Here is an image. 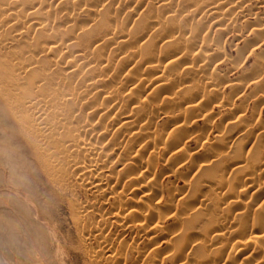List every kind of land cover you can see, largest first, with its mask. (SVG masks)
<instances>
[{"label":"rangeland","instance_id":"374dc122","mask_svg":"<svg viewBox=\"0 0 264 264\" xmlns=\"http://www.w3.org/2000/svg\"><path fill=\"white\" fill-rule=\"evenodd\" d=\"M52 9L54 12L50 11ZM46 10L44 14L43 11ZM38 17L42 21L40 25ZM17 30L23 35L19 39L14 38ZM140 37L142 39H139ZM120 38L128 41L126 46L115 45L114 41ZM4 42L7 44L1 45ZM58 42L63 44L68 42L69 45L63 47L62 52L54 53L48 49L49 44ZM98 42L101 43L100 49L96 45ZM142 42L143 45L149 43L151 47L156 48L161 58L165 53L168 54L163 56L164 59H160L158 55L154 56L156 61L152 59L151 63L156 72L153 69V71L147 70V63L135 68L134 62L138 59L137 48ZM129 48H135V53L127 52ZM170 51L175 54L173 57L179 58L177 64L173 62L172 57H169V54H172ZM27 56H31V59L36 58V63L42 71L40 89L43 91L46 107L50 104L49 108L52 109L50 117L63 120L62 122L67 120L64 130L71 140L67 144L59 143L56 146L59 148L56 150L61 155H63L61 151L66 149L57 164L59 168L61 167V172H64L60 180L63 183L59 182L60 185L32 182L37 189L34 195L21 191L13 185L1 189L6 181V175L0 172V215L7 219L19 215L24 223L20 225L22 228L20 226L19 229L17 228L13 243H9L6 237H0V264H15L18 261L25 264L23 251L26 244L23 236L31 233L30 230L34 227L40 228L47 236L48 247L51 250H59V254L56 253L57 261L52 264L231 263V260H225L224 252L220 255L222 253L214 251V248L220 250L222 247L225 252L233 251L234 246L237 245L236 241L248 237L247 232L252 227L253 231L259 229L257 232L262 235L259 241L263 244L260 243V246L262 244L260 249L257 241L254 247L249 248L250 255L254 256L251 257L250 264L254 262L264 264V218L257 216L258 208L254 209L264 203V191H262L264 165L254 172L255 180L250 182L252 189L241 193L239 204L233 205L226 211L228 218L233 219L234 223H231L233 225L229 224L233 229L227 232L226 238L212 243L207 242V246L210 247L206 246L205 255L211 253L204 258L205 255L201 256L197 249L199 240L196 239L202 235V239H205L207 234L210 235L209 231L216 222L211 221L209 226L202 228L203 223L188 224V221L198 201L200 202V200L193 202L194 197L196 199L200 197H197L199 192L195 191L198 185L200 188H206L212 187V183L203 178L192 190L188 187V183L194 182L196 178L188 167L191 160L179 159L177 163L173 160L172 164L176 169L173 166L169 167L170 163L167 160L173 148L179 149L182 144L188 153L196 151L199 155L196 156L198 160L212 158L208 157L214 154L210 151H215V155L221 161L217 170L223 171V178L227 177L226 180L232 184L229 192L227 191L230 197L238 193L241 179L251 171L242 169L237 171L238 173L230 172L229 159L231 158L232 161L235 152L242 151L243 157L247 158L252 155L253 158L261 161L260 164H264V0H0V74L4 77L3 80L6 79L5 81L8 82L10 77L18 81L20 66L30 60H26ZM139 63L137 66L140 65ZM167 64L171 67L176 66L175 69L172 67L175 71L171 69L173 72L170 75L164 72L171 68ZM187 66L193 71H186ZM133 68L135 69L133 79L137 76L140 80L143 78L142 82L136 79L134 80L136 83H131L127 79V74ZM174 72L176 75L173 74ZM164 75L173 83L176 77L179 78L175 81V85L171 82L174 86L169 83L161 89L163 91L161 93L156 87L158 80H154ZM136 86L139 88L136 96L127 97L126 92L129 88ZM20 87L17 82L15 92L19 91ZM104 95L111 97L112 100ZM169 98L173 100L175 98V101L177 99L180 103L176 101L177 105L166 104ZM189 99L200 103L199 108L202 112L199 108L193 113L188 111L186 101ZM92 103L96 105L95 109L98 106L104 109L98 107L91 111L88 105ZM162 105L165 107H161ZM165 108L177 109L174 112L179 121L192 120L191 124H194L190 126L192 132L186 131L184 135L182 134L179 140L181 144L174 147L176 142H172L173 147L169 149H164L160 140L173 132L175 123L172 122L174 116ZM63 112L69 115L79 112V115L63 119L61 116ZM128 116L133 123L124 125L123 122ZM89 119L95 126L92 129L95 133L98 126L105 132L96 137L94 136L96 134L92 135L94 132L89 128L86 129ZM231 120L235 123H229ZM143 124L148 125L147 133L141 132L144 130ZM240 128L247 131V136L238 139L234 134L242 133L243 130ZM198 133L202 134V137H197ZM90 134L91 137L93 136L91 142L95 145L98 140L103 141H101L103 144L99 142L103 146L97 144L96 147H100L93 153L94 157L101 159L96 172L97 177H93V171L86 173L79 168L80 153L83 150L77 144L80 137L87 139ZM168 142L171 144V141ZM255 142L256 145L252 146L251 143ZM109 144L110 148H108ZM125 149L127 151H123ZM120 152L122 154L125 152L126 156H121ZM126 152H129V156ZM134 154L141 156L143 162L152 155V160L155 162L151 172L156 184L158 181L161 185L155 186L157 193L161 195L156 196V189L153 190L155 197L147 200V206L158 200L155 205L159 210L153 211L154 215L149 213L150 218L153 215L151 218L153 224L158 220L160 229L157 231L154 229L151 231L152 222L142 231L137 226V216L131 217L121 211H126L130 205H135L137 198L146 191L144 187L139 189L141 191L136 190V193L131 191L135 186L131 177L138 170L136 167L126 165L128 161L125 159L128 157L130 159ZM169 168H172V171ZM174 171L178 172L174 173ZM99 174H102V183L94 186L93 182ZM255 187L259 188L253 194ZM215 189L212 195L224 192L226 188L215 185ZM210 201L205 203H211ZM242 203L251 204V208L253 205L255 207L247 209L246 216L239 217L235 213L242 210L240 209ZM186 204L188 208L194 207L193 210L187 209L184 213ZM147 206H144V209H147ZM169 206L171 209L168 208ZM175 212L179 214L177 216H182L176 217ZM209 212L206 209L203 213ZM202 217L206 218L205 214ZM74 218H78L83 225L80 226V222L77 225ZM179 218L182 219L181 223ZM175 219H178L179 223L177 221L175 223ZM240 221H247L250 224L246 227L248 230L246 229L245 234L238 231ZM177 224L181 227L179 228ZM105 239L108 250L102 247V241ZM121 244H125L126 249ZM16 249L20 251L17 258L14 252ZM111 255L115 257L114 260ZM235 257H238V262L234 259L235 264L236 262L239 264L242 254L239 253Z\"/></svg>","mask_w":264,"mask_h":264},{"label":"bare ground","instance_id":"6f19581e","mask_svg":"<svg viewBox=\"0 0 264 264\" xmlns=\"http://www.w3.org/2000/svg\"><path fill=\"white\" fill-rule=\"evenodd\" d=\"M48 7V6H47ZM50 8V7H49ZM50 11H53L50 10ZM46 11H43V13L45 14ZM54 12V11H53ZM49 14V13H48ZM38 21H39V25H40V22L42 23L41 21V18L38 17ZM38 23V22H37ZM38 25V24H37ZM10 26V24L8 25ZM18 28V27H17ZM41 28V27H40ZM16 29V28H15ZM15 31V30H14ZM15 34V33H14ZM23 35L22 33L18 32L17 30V33L14 35V38L15 39H19L21 38ZM140 36V35H139ZM138 37V36H137ZM137 39V38H136ZM139 39H142L141 37ZM138 39V40H139ZM145 40V39H144ZM143 40V41H144ZM113 42V41H112ZM127 42L125 39H118L117 41L115 40L114 43L115 45H118V44H121L123 46H126L127 45ZM96 42H94L95 44ZM146 43V42H145ZM3 44H7V42H4V43H1V45ZM70 44H73L72 42H70ZM68 42H66V44H63L62 42H58V43H51L48 45V49L50 51H53L54 53L55 52H62L63 51V47H68ZM97 47L101 46V43L98 42L97 44ZM96 47V46H94ZM100 49V47H99ZM158 50V49H157ZM135 48H129V50H127V52H131L132 54L135 53ZM169 52V50H168ZM159 53L157 54V51H156V48L154 49V47L151 45H149V43H146L143 45V42L142 44L137 48V55H138V59L135 60V68L136 67H139L141 66V64H145L147 63L146 67L148 68H145L147 70H155L154 67H152V59L153 61L155 60L154 56L156 57L157 55L159 56ZM170 53H172L170 51ZM31 55V54H30ZM161 55V54H160ZM168 54H164L163 56H166ZM175 54H169V57H172L173 58V62H175L176 64L178 63V60L179 58L177 57H173ZM162 56V58L159 56L160 59H164ZM168 57V56H167ZM171 58V59H172ZM30 59V60H29ZM157 59V58H156ZM26 60H29L28 62H26V64L24 63L23 65L20 66V70L19 73L20 75L18 76V81H15L16 79H12V78H7L9 79L8 82H6L4 79V77L1 76L0 74V172L4 173V175H6V181H4L3 185H2V188L3 189L4 187H7L8 185H13L15 186L16 188H18L19 190L21 191H24V192H27L29 194H36V188L34 186V184H32V182H35V183H39V184H44V182L46 183H53L56 185L59 184L60 180L62 179V173L60 168L57 166L58 161L60 158H62V156L64 155V152L66 151H61L63 153V155L59 154V151H57L59 148H56L57 144L59 143H64V144H67V142H69L71 139L68 138V134L67 132L64 130L65 128V125H66V121L62 122L60 121L59 119H52L50 117V112L52 111V109L49 108V105L46 107L45 103H44V94H43V91L40 89L41 87V82H40V79L42 78V71L39 67V65L36 63V58H32L31 59V56H27V59ZM24 60V61H26ZM159 60V59H157ZM170 60V59H168ZM156 61V60H155ZM259 61V60H258ZM257 61V62H258ZM138 62H140L139 66L138 65ZM11 63V62H10ZM154 63V62H153ZM163 63V62H162ZM12 64V63H11ZM143 64V65H144ZM155 64V63H154ZM158 64V63H157ZM170 64H173V63H170ZM170 64H167V65H170ZM10 65V64H8ZM133 65V66H134ZM162 65V64H161ZM174 65V64H173ZM7 66V65H6ZM11 66V65H10ZM168 67H171L168 66ZM174 67V66H172ZM170 68L167 69L166 71H164L166 73V75H170L172 74L173 71H175V67L174 69L173 68ZM190 67V65H189ZM10 68V67H9ZM186 68V71H193L191 69L193 68ZM184 68V69H185ZM157 69V68H156ZM162 69V68H161ZM171 69L173 71H171ZM7 70V68H6ZM138 70V68L136 69ZM145 70V72L147 71ZM152 70V71H153ZM159 70V69H158ZM10 71V70H9ZM12 71V70H11ZM15 71V70H14ZM140 71V70H139ZM151 71V72H152ZM162 71V70H161ZM135 72V69L133 68L131 71H129V73L127 74L128 75V80H130V82H135L134 80L138 79L137 76H136V79H133L134 77H132V75L134 74ZM156 72V70L154 71ZM152 72V73H154ZM12 73V72H11ZM139 74H141L140 72H138ZM6 74V73H5ZM18 74V73H17ZM137 74V73H136ZM146 74V73H145ZM158 74V73H157ZM175 74V72L173 73ZM10 75V74H9ZM44 75V74H43ZM154 75V74H153ZM156 75V74H155ZM176 75V74H175ZM135 76V75H134ZM141 76V75H139ZM144 76V75H143ZM178 76V75H177ZM191 76V75H190ZM5 77V78H6ZM17 77V76H15ZM161 77V76H160ZM154 81H157V88L159 89V91L162 93L163 91H161V89H163L164 87L168 86L169 83V77L165 78V75L164 77L160 78ZM176 77V76H175ZM146 78V77H145ZM179 78V77H178ZM176 77V80L178 79ZM147 79V78H146ZM169 79V80H168ZM175 79V78H174ZM173 79V80H174ZM137 81H143V78L142 80H140V78L137 80ZM145 81V80H144ZM147 81V80H146ZM153 81V79H152ZM174 81V85H175V82ZM17 82H19L20 84V94L19 96L17 95L19 91L15 92L14 88L15 86H17ZM140 82V83H141ZM171 83V84H172ZM170 84V85H171ZM172 84V85H173ZM186 84V83H185ZM173 85V86H174ZM171 86V87H173ZM194 86V85H193ZM215 86V85H214ZM10 87V88H9ZM218 87V86H217ZM257 87V86H256ZM156 88V89H157ZM170 88V86L168 87ZM182 88V87H180ZM210 88V87H209ZM16 89V88H15ZM137 89L139 91V88L136 86L133 87V88H129V90L126 92V96L127 97H133V96H136L137 94ZM196 89V88H195ZM199 90V89H198ZM259 90V89H258ZM156 92V90H154ZM153 91V92H154ZM158 91V95H160L161 93ZM215 91V90H214ZM152 92V93H153ZM213 92V91H212ZM176 93V92H175ZM198 93V92H197ZM197 93H195L197 95ZM102 94V93H101ZM201 94V93H200ZM264 94V93H263ZM155 95L157 97H159L157 95V93H155ZM196 95H193L194 97ZM107 99L109 100H112L111 97L107 96V95H104ZM154 96V95H153ZM152 96V97H153ZM177 96V95H176ZM200 96V95H199ZM217 97V96H216ZM150 98V97H149ZM155 98V96L153 97ZM191 98V97H190ZM191 100V101H190ZM200 100V99H199ZM209 100V99H208ZM177 101V99H176ZM175 101V98L174 100L173 99H168L166 101V104L169 103H172V105H177ZM42 102V103H41ZM113 102V101H112ZM165 102V101H164ZM179 102V101H177ZM163 103V102H162ZM180 103V102H179ZM178 103V104H179ZM186 103L188 104V111H191L193 113V111L195 112V110L197 111V108L200 107V103L198 102H194L193 99H189L188 101H186ZM202 103V102H201ZM208 103V102H207ZM171 105V106H172ZM185 105V104H184ZM202 105V104H201ZM179 106V105H178ZM178 106H176L178 108ZM89 109L91 111H94L96 105L94 103H92V105H88ZM99 107V106H98ZM97 107V108H98ZM161 107H165V105L161 106ZM202 107V106H201ZM96 108V109H97ZM102 109V107H99ZM56 109V108H55ZM95 109V110H96ZM104 109V107H103ZM102 109V110H103ZM162 109V108H161ZM167 111L169 110L170 111V114L172 116H174V119H173V123H175V126L173 127V132L172 133H169L167 134V136L165 135V137H163L161 140H160V143L164 146V149H169L170 147H173L172 145V142L175 143L174 147L178 144H181V142L179 141L181 139V136L182 134L184 135L186 131H190L192 132V128L190 127L191 125L193 126L194 124H191L193 121L191 120L186 122V120L184 119V121H179L178 118H177V114L174 112V111H177V109L173 110V108H165ZM187 109V108H186ZM99 110V109H98ZM101 110V111H102ZM171 110H173V112H171ZM199 110L201 111V108H199ZM100 111V112H101ZM199 111V112H200ZM99 112V111H98ZM202 112V111H201ZM207 112V111H206ZM168 113V112H167ZM187 113V112H186ZM192 113H189L192 114ZM196 114V113H194ZM58 115V114H57ZM77 115H79V112L73 114V115H69L68 113L67 114H63L61 116H63V119L64 118H68V117H71V118H74V117H77ZM118 116V115H117ZM116 116V117H117ZM209 116V114H208ZM187 117V116H186ZM189 117V116H188ZM194 117V115L192 116ZM191 117V119H192ZM208 118V117H206ZM205 118V119H206ZM121 119V118H119ZM130 117H126V121H124V125H128L130 123H133V121L129 120ZM187 119V118H186ZM124 120V119H123ZM60 122V123H59ZM234 120H231L229 121V123L233 124ZM235 123V122H234ZM243 123V122H242ZM241 123V124H242ZM230 124V125H231ZM244 124V123H243ZM242 124V125H243ZM241 125V126H242ZM69 126V125H68ZM232 126V125H231ZM239 126H240V122H239ZM238 126V128H239ZM148 125L147 124H143L142 125V130L141 132H146V129H147ZM70 128V127H69ZM72 128V127H71ZM89 128L91 129V131H93L92 129L95 128L94 124L92 123L91 119H89V122L87 123V126H86V129ZM194 128V127H193ZM230 128V127H229ZM68 129V128H67ZM244 129V128H243ZM242 128H240V130H243ZM69 130V129H68ZM226 130V129H225ZM94 132V131H93ZM105 131L103 130H100V127L98 126V129L96 130V133L94 132L92 135H94L95 137L100 134H103ZM221 132V131H220ZM240 132V131H239ZM70 133V132H69ZM90 133V132H89ZM174 133V134H173ZM188 134H190L189 132H187ZM186 133V134H187ZM196 133V132H195ZM222 133V132H221ZM227 133V132H226ZM231 133V132H230ZM142 134V133H141ZM198 133V135H196L197 137H200L202 134ZM224 134V133H223ZM239 135H235L234 136L236 138L239 139V137H243V136H247V131L246 130H243L242 133H238ZM71 135V134H70ZM48 136H51L48 138ZM85 138H86V135H84ZM89 138L87 139H84V137H80L79 138V144H77L78 146H80V149L83 150V152L80 153V159H79V168L80 170H83L84 172L88 173L93 171L94 173V176L93 177H97L98 174L96 173L97 172V169H98V165H99V160L101 159H97V157H94L93 156V153L94 151L96 150V148L98 149L103 143V141L101 142L100 140H98L99 138H97L98 140V145L99 142L102 143L99 147H96L95 143L94 142H91V138H93V136L91 137V134L88 135ZM226 136V134H225ZM94 137V138H95ZM202 137V136H201ZM222 137V136H221ZM170 138H173V140H170ZM186 138V137H185ZM232 138V137H231ZM247 138V137H246ZM226 139V138H225ZM168 141H171V144H169L170 142ZM178 142V143H177ZM180 142V143H179ZM225 142V141H224ZM234 142V141H233ZM215 143V142H214ZM223 143V142H222ZM122 144V143H121ZM126 144V143H125ZM129 144V143H127ZM252 146H255L256 145V142L255 143H251ZM170 145V146H169ZM103 146V145H102ZM105 146V145H104ZM117 146V145H116ZM125 146V145H124ZM123 146V147H124ZM215 146V145H214ZM63 147V146H62ZM111 145L109 144L108 148H110ZM118 147H120L118 145ZM123 147L121 149H123ZM129 147V146H128ZM113 148V146H112ZM127 148V147H126ZM216 148V147H215ZM225 148V147H223ZM238 148V147H237ZM236 148V149H237ZM243 148V147H242ZM57 149V150H56ZM128 149V148H127ZM172 149V148H171ZM170 149V150H171ZM241 149V148H240ZM244 149V148H243ZM264 149V148H263ZM111 150V149H110ZM215 150V149H214ZM218 150V149H217ZM123 151H127L126 149L123 150ZM122 151V152H123ZM232 151V149H231ZM235 151V150H234ZM239 151V150H238ZM80 152V150H79ZM132 152V151H131ZM130 152V153H131ZM210 152H214V154H211L209 155L208 157H212L210 159H207V160H198V157H196L198 154L196 153V151H193L191 154L188 153V150L184 148L183 144L181 145V147H179V149L176 147L175 149L173 148V151H171L170 153V157L167 159L169 160V167L173 166L174 167V164L173 163V160H175V163H177V160H184V159H189L191 160L190 164H189V168H190V171L192 172V175L196 178V180L194 182H191V183H188V187L189 188H192V190L194 189V186L196 183H199V181H201L203 178H206L208 179L209 182L211 183L209 185H211L212 187L210 186H207L206 188H200L199 185H198V188L195 190L198 193V196L199 199H196V197H194V201L195 200H200V202L198 201V205L195 207V210L193 211V213L191 214V218L189 219L188 221V224H192L194 222H201L203 223V227L204 228L205 226H209V223L211 221L216 222V224H214V227L216 225V227H212L210 229V235L207 234V237L205 238L206 235H204L203 238L205 239H202V236L199 238V239H196V240H199L197 241L198 244L196 246H198V250L201 254V256L205 255V252L207 250V242L211 241H216V240H222L224 238H226L227 236V232L228 231H231L233 228L232 226H229L230 225H233L231 223H234L233 222V219H230L228 218V214L226 213L227 210H229V208L233 207V205H238L239 202L241 201V193L243 192H246L248 191V189H252V187L250 186L251 183L250 182H253L255 179V174L254 172L257 171V169H260L262 168V165L264 164H260L261 161H258L257 158H253L252 155H249L248 158L247 157H243L242 155V151H240V153H234V156H232V161H231V158L228 160L229 164L227 163L229 169H230V172H233L235 171L236 173H238L237 171L239 170H242V169H249L251 171H249V173H247V175L241 179V182H240V185H238L240 187L239 191L237 194L233 195L232 197L228 196L227 193L229 192V187L232 185L230 183L229 180H226L227 177L224 179L223 178V171L220 172V170H217V166H219L220 162L218 160L219 157H217V155H215V151H210ZM221 152V151H219ZM223 152V151H222ZM227 152V151H225ZM121 153V152H120ZM129 153V152H128ZM126 152V154H128ZM196 153V155H195ZM216 153H218V151H216ZM92 154V155H91ZM122 154V153H121ZM117 155V153H116ZM120 155V154H119ZM118 155V156H119ZM126 156L125 155V152L121 155V156ZM220 155V154H219ZM218 155V156H219ZM129 156V154H128ZM152 156V155H151ZM150 156V158L146 161V162H143V160L141 159L142 157L141 156H138L136 154H134L133 157H130V159L128 158H123L125 159V161H128L126 163V165H129V166H133V167H136V169L138 170L137 173L135 172L131 178L133 179L134 183L133 185H135L131 191H138L140 188L143 189V187L145 188L144 190L145 193L141 196H139V198H137V203H135V205H130L126 211L125 210H121V211H124V213H126L128 216H131V217H138V219L136 218V220H138L137 222V226L140 227V229L143 231L145 230L144 228L146 226H149V224L152 222V217H153V211H158L159 209H157V206L155 205V203L158 201H155L152 205H148L147 206V200H151V199H154L155 197V190L156 189V193L158 192L157 191V188L155 186H158L160 184H158V181H157V184H156V181H155V177L153 178L152 177V167L155 166V162H153L152 160V157ZM199 156V155H198ZM241 156L243 159H241ZM196 157V164L194 162V159ZM227 157V156H226ZM70 158V157H69ZM116 158V156H115ZM121 158V157H120ZM121 159V160H123ZM200 159V157H199ZM223 159V158H221ZM61 160V159H60ZM172 160V162H170ZM124 161V160H123ZM182 162V161H181ZM185 162V161H184ZM263 163V162H262ZM180 164V163H179ZM64 165V164H62ZM61 165V166H62ZM70 165V164H68ZM177 165V164H176ZM178 166V165H177ZM63 167V166H62ZM67 167V165H66ZM72 167V166H71ZM77 167V165H76ZM74 167V168H76ZM176 167V166H175ZM174 167V168H175ZM64 168V167H63ZM69 168V166H68ZM171 169L172 171V168H169ZM168 169V170H169ZM176 169V168H175ZM174 169V170H175ZM69 170V169H68ZM246 170V171H247ZM66 171V170H65ZM178 171H174V173H177ZM189 172V171H188ZM70 173V172H68ZM186 173V172H185ZM90 174V173H89ZM189 174H191L189 172ZM186 175V174H185ZM102 174H99V177L93 182L94 183V186H99L100 185V182H101V177ZM155 176V175H154ZM64 177V176H63ZM68 177V175H67ZM66 177V179H67ZM241 177V176H240ZM158 178V177H157ZM129 179V178H128ZM28 180V181H27ZM115 180V179H114ZM193 180V179H192ZM1 181V180H0ZM27 181V182H26ZM132 181V182H133ZM205 181V180H203ZM207 181V182H208ZM114 182V181H113ZM112 182V183H113ZM131 182V183H132ZM264 183V180L262 181ZM61 183V182H60ZM63 183V182H62ZM61 183V184H62ZM102 183V182H101ZM60 185V184H59ZM214 185V186H213ZM215 185H217V187H222V188H226L224 190V192H217L219 194H215L212 195V193L214 192V189H215ZM260 185V184H258ZM161 186V185H160ZM257 186V185H256ZM262 186V185H261ZM260 186V187H261ZM41 187V186H40ZM214 187V188H213ZM228 187V188H227ZM235 187V186H233ZM9 188V187H7ZM6 188V190H7ZM59 188V187H57ZM257 188V189H256ZM259 187H255L253 188V191L252 193L254 194V192L256 193V190H258ZM262 188V187H261ZM260 188V189H261ZM11 189V188H10ZM61 189V187H60ZM188 189V188H187ZM218 189V188H217ZM259 189V190H260ZM169 190V189H168ZM216 190V189H215ZM221 190V188H219V191ZM249 190V191H250ZM141 191V190H139ZM143 191V190H142ZM194 191V192H195ZM228 191V192H227ZM264 191V190H262ZM5 192V191H4ZM196 192V193H197ZM1 193V192H0ZM136 193V192H135ZM172 193V191L170 192ZM15 194V193H14ZM159 193L156 194V196L158 195ZM200 194V195H199ZM18 195V194H17ZM161 195V194H159ZM174 195V194H173ZM19 196V195H18ZM29 196V195H28ZM45 196V195H44ZM196 196V195H195ZM161 197V196H160ZM24 198V197H23ZM173 198V197H172ZM171 198V199H172ZM192 198V197H191ZM160 199V198H159ZM211 200V201H210ZM205 201H210L211 203H205ZM213 201H216L217 203L213 202ZM118 202V201H116ZM114 202L115 204H118ZM124 202V201H123ZM171 202V200H170ZM186 202V201H185ZM191 202V201H190ZM189 202V203H190ZM251 202V201H250ZM158 203V202H157ZM173 203V202H172ZM188 203V204H189ZM196 203V202H195ZM194 203V204H195ZM120 204V203H119ZM258 204V203H257ZM169 205V204H168ZM193 205V204H192ZM191 205V206H192ZM143 208H142V207ZM144 206H147L146 208L147 209H144ZM162 206V205H161ZM171 206V205H170ZM170 206L168 207L169 209ZM254 206V205H253ZM252 206V208H254ZM156 207V208H155ZM189 207V206H188ZM187 207V204H186V211L184 213L187 212V209H192V208H188ZM73 208V207H72ZM113 208H116V207H113ZM118 208V207H117ZM184 208V207H183ZM251 208V204L249 205V203H242L241 204V207L240 209L242 210H238L237 213V216H243L245 215L246 216V211L247 209L249 210ZM251 208V209H252ZM257 209L258 211V215L259 217H262L264 218V203H261L259 205H257L254 209ZM145 213L144 212V210ZM155 209V210H154ZM157 209V210H156ZM168 209V210H169ZM185 209V208H184ZM206 209H207V212H209V210L211 209V211L209 213H203L204 211L206 212ZM253 209V211H254ZM166 210V211H168ZM180 210V209H178ZM74 211V210H73ZM4 212V211H2ZM1 212V213H2ZM180 212V211H179ZM189 212V211H188ZM192 212V211H190ZM260 212H261V215H260ZM76 213V212H75ZM123 213V214H124ZM149 213H152L150 214L151 218L149 217ZM176 213V212H175ZM182 214V212H180ZM183 213V215H184ZM122 214V215H123ZM157 214V212H156ZM171 214V213H170ZM173 214V213H172ZM178 213H176V217H181V216H177ZM203 214H205L206 218L202 217ZM6 215V214H5ZM126 215V216H127ZM179 215V214H178ZM186 215V214H185ZM79 216V215H78ZM156 216V215H155ZM158 216V215H157ZM156 216V217H157ZM189 216V215H188ZM124 217V216H122ZM121 217V218H122ZM155 217V218H156ZM164 217V215H163ZM125 218V217H124ZM122 218V219H124ZM159 218V217H158ZM157 218V219H158ZM7 218L3 217L2 215H0V237L3 238V237H6V240L9 242V243H13V240H14V237H15V234L17 233V228L24 224L23 223V219L21 216H16L15 218H11V217H8V219L6 220ZM154 219V218H153ZM180 219V223L182 222V219ZM203 219V220H202ZM206 219V220H205ZM75 220V223L78 225V223L80 221H78V218H74ZM120 221H122L121 219H119ZM178 220V219H177ZM175 219V223L177 221ZM131 221H132V218H131ZM179 221V220H178ZM177 221V222H178ZM134 222V221H133ZM156 223L153 224H150L152 225L151 227V231L152 229L154 230H158L160 229V225H158V220L156 221ZM241 222V221H240ZM239 222V229L238 231H242L243 234H245L246 232V227L247 226H250V224L247 222V221H243L240 223ZM74 223V224H75ZM179 223V222H178ZM228 223V224H227ZM75 224V225H76ZM81 224V222L79 223ZM227 224V225H225ZM83 224H81L80 226H82ZM176 225V224H175ZM179 226V228L181 227L179 224H177ZM201 226V225H200ZM199 226V227H200ZM213 226V225H212ZM177 227V226H176ZM20 228H22V226H20ZM30 228V227H29ZM149 228V227H148ZM238 228V227H237ZM236 228V229H237ZM250 228V227H248ZM252 228V227H251ZM247 229L248 230V237L246 236V238H244L243 240H238L236 241L237 245L234 246L233 248V251H223V249H221L222 247H220V250L219 248L215 247L214 248V251L216 250V252L218 251L219 253L221 252L222 254L220 255H223V252L224 254H226L225 256V260H231L232 262H228L226 263L225 260L224 262L225 263H221V264H233L234 262V259L237 260V258L235 257L237 254H242V258H241V261L239 262V264H250L251 262V255H250V252L248 251L250 247H254V244L258 241V244L260 246V242L259 240L262 238V235L261 233H258L259 232V229L253 231V228L252 229ZM19 229V228H18ZM82 229V228H81ZM150 229V228H149ZM148 229V230H149ZM21 230V229H20ZM147 230V229H146ZM31 233H27V234H24L23 236V240L26 244V248L25 250L23 251V258H24V261H25V264H52L53 262L56 263L57 259H56V256L57 254H59V250L56 249L55 251L51 250L48 246V238L47 236H45V234L40 230V228L38 227H34L32 230H30ZM180 231V230H178ZM183 231V230H182ZM192 231V230H191ZM258 231V232H257ZM98 232V231H97ZM96 232V233H97ZM145 232V231H144ZM177 232V231H176ZM19 233V232H18ZM82 233V232H80ZM95 233V234H96ZM148 233H151V232H148ZM87 234V233H86ZM5 235V236H4ZM82 236H83V233H82ZM82 236L81 239L82 240H85V238H83ZM187 236V235H186ZM86 237V236H85ZM264 237V236H263ZM208 239V240H207ZM5 240V239H4ZM98 240V239H97ZM100 242H101V237L99 238ZM195 240V241H196ZM1 241V240H0ZM1 243V242H0ZM102 247L105 249V250H108V244L106 242V239L102 241ZM110 243V242H108ZM123 243V242H122ZM101 244V243H100ZM193 244V243H192ZM263 244V243H262ZM262 244L260 246V249L262 247ZM122 245V244H121ZM125 244H123L122 246L124 247ZM209 245V244H208ZM213 245V244H212ZM101 246V245H100ZM195 246V245H194ZM207 246V247H206ZM219 246V245H218ZM210 247V246H209ZM208 247V248H209ZM212 247V246H211ZM125 248V247H124ZM193 248V247H192ZM264 248V247H263ZM120 249V248H119ZM118 249V250H119ZM126 249V248H125ZM211 249V248H210ZM251 249V248H250ZM152 250V249H151ZM253 250V249H252ZM123 251V249H122ZM134 251V250H132ZM136 251V250H135ZM211 251V250H209ZM262 251V250H261ZM15 257L17 258V256L20 254V251L18 249H16L15 251ZM249 252V253H247ZM57 253V254H56ZM211 253V252H210ZM210 253L208 252V254L210 255ZM219 253H217L219 256ZM136 254V253H135ZM207 254V255H208ZM142 255V254H141ZM204 256V258H206V256ZM254 255V254H253ZM176 256V255H175ZM120 257V256H119ZM121 257H123L121 255ZM120 257V259H121ZM59 258V256H58ZM111 258L114 260L115 257H112L111 255ZM140 258V257H139ZM203 258V257H201ZM200 258V259H201ZM203 258V259H204ZM212 258V257H210ZM217 258V257H216ZM224 258V257H223ZM254 258V256L252 257ZM123 259V258H122ZM199 259V261H200ZM202 259V260H203ZM208 259V257H207ZM214 259V258H213ZM219 259V258H218ZM217 259V262H219ZM156 260V259H155ZM216 260V259H215ZM220 260V259H219ZM240 260V259H239ZM254 260V259H253ZM103 261V260H102ZM118 261V260H117ZM116 261V263H117ZM124 261V259H123ZM223 261V260H222ZM220 261V262H222ZM255 261H256V258H255ZM16 262V261H15ZM101 262V261H100ZM115 262V261H114ZM155 262V261H154ZM153 262V263H154ZM238 262V260H237ZM236 262V264H237ZM258 262V261H257ZM110 263V262H109ZM198 263V262H197ZM207 263V261H206ZM256 262H254L255 264ZM15 264H21L19 261L16 262ZM119 264V263H117ZM158 264V263H157ZM196 264V263H194ZM220 264V263H219ZM235 264V262H234ZM253 264V263H252ZM259 264V263H258Z\"/></svg>","mask_w":264,"mask_h":264}]
</instances>
